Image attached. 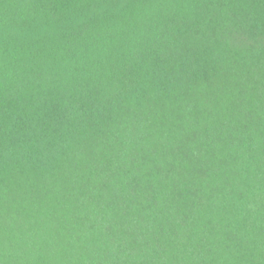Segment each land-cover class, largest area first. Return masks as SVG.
<instances>
[{
	"label": "trees",
	"instance_id": "trees-1",
	"mask_svg": "<svg viewBox=\"0 0 264 264\" xmlns=\"http://www.w3.org/2000/svg\"><path fill=\"white\" fill-rule=\"evenodd\" d=\"M0 264H264V0H0Z\"/></svg>",
	"mask_w": 264,
	"mask_h": 264
}]
</instances>
